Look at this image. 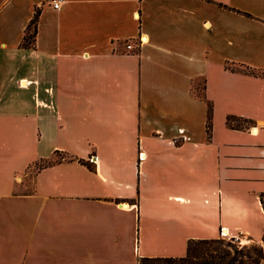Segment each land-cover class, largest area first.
Returning a JSON list of instances; mask_svg holds the SVG:
<instances>
[{
  "label": "crops",
  "instance_id": "0c3cea01",
  "mask_svg": "<svg viewBox=\"0 0 264 264\" xmlns=\"http://www.w3.org/2000/svg\"><path fill=\"white\" fill-rule=\"evenodd\" d=\"M262 194L264 0H0V264H138L221 229L264 264Z\"/></svg>",
  "mask_w": 264,
  "mask_h": 264
},
{
  "label": "trees",
  "instance_id": "16d2710c",
  "mask_svg": "<svg viewBox=\"0 0 264 264\" xmlns=\"http://www.w3.org/2000/svg\"><path fill=\"white\" fill-rule=\"evenodd\" d=\"M39 10L36 8L33 17L26 26L24 35L20 41L21 47H32L35 44L36 23ZM249 71L252 72L250 68ZM200 98H204L202 91L197 93ZM212 105L207 101V120L206 131L209 134L211 127ZM234 116H227L226 122L232 125ZM62 153L67 158L72 160L73 157L67 152L55 150L50 158L41 159L45 163L37 169L51 165L64 159L51 160L54 154ZM82 161L81 159H79ZM38 161V162H40ZM37 163V162H36ZM35 163V164H36ZM34 164V165H35ZM36 169V170H37ZM35 170V171H36ZM34 171V172H35ZM264 203V195L261 196ZM263 258L262 247L258 242L254 241L251 246H237L231 242H225L221 238L211 239H189L187 242V251L184 256L180 257H140L138 264H257Z\"/></svg>",
  "mask_w": 264,
  "mask_h": 264
},
{
  "label": "rangeland",
  "instance_id": "374dc122",
  "mask_svg": "<svg viewBox=\"0 0 264 264\" xmlns=\"http://www.w3.org/2000/svg\"><path fill=\"white\" fill-rule=\"evenodd\" d=\"M202 89V83L200 82V84L198 86H196V92L200 93ZM67 158L64 154L62 153H56L54 154V156L52 157L51 160H57V159H64ZM45 163V161H40L37 162L34 166H32L29 170L27 175L23 178V180H21V182L18 184V186L16 187V191H21V192H28L31 191L33 189V174L34 171L42 166ZM221 238L223 240H225V242H231L234 245L237 246H251L252 244H254V241H252L250 238L246 237V236H240L239 238H234V237H218Z\"/></svg>",
  "mask_w": 264,
  "mask_h": 264
},
{
  "label": "built area",
  "instance_id": "2783aa9c",
  "mask_svg": "<svg viewBox=\"0 0 264 264\" xmlns=\"http://www.w3.org/2000/svg\"><path fill=\"white\" fill-rule=\"evenodd\" d=\"M60 1H61V0H51V3H52V5H53L54 8H58ZM134 39H136V45H137V46H141L144 42H146L145 37L142 36V35H140V36L138 35V36H136ZM133 44H134V43H133L132 40H128V41L125 43V48H126L127 50H132V49L134 48V45H133ZM138 157H139L140 160L143 159L142 152L139 154ZM220 237H222V238H223V237H227L226 235H224V230H223V229L220 230Z\"/></svg>",
  "mask_w": 264,
  "mask_h": 264
},
{
  "label": "bare ground",
  "instance_id": "6f19581e",
  "mask_svg": "<svg viewBox=\"0 0 264 264\" xmlns=\"http://www.w3.org/2000/svg\"><path fill=\"white\" fill-rule=\"evenodd\" d=\"M224 235L229 236V232H227L226 229L224 230Z\"/></svg>",
  "mask_w": 264,
  "mask_h": 264
}]
</instances>
